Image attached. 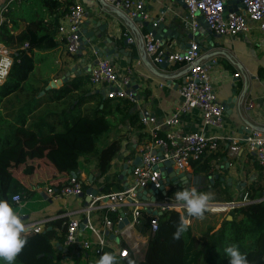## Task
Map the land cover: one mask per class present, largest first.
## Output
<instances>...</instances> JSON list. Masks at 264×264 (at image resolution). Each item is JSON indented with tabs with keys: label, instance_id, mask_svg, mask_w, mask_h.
Wrapping results in <instances>:
<instances>
[{
	"label": "crops",
	"instance_id": "1",
	"mask_svg": "<svg viewBox=\"0 0 264 264\" xmlns=\"http://www.w3.org/2000/svg\"><path fill=\"white\" fill-rule=\"evenodd\" d=\"M74 1L82 2L88 11L81 23L84 37L81 48L77 53H70L67 51L65 42L62 41L56 48L36 53L37 67L42 68V59L46 60L50 64L51 80L61 79L63 83L70 78L82 77L88 79L94 90L105 96H107V85L93 84L89 79L92 65L101 58H107L116 65L120 73L131 68L133 71L131 88L136 93L137 100L135 102L141 110V116L145 113L155 116L156 122L162 125L163 132L171 128H180L187 132L204 128L207 134H220L224 137L216 151L204 154L200 160L193 162L186 171L192 175H199L201 177L199 182L189 179V181L186 180L185 185L166 187L167 191L174 189L176 193L175 189L180 187L181 190L195 188L197 192H200L206 188L210 193H215L216 189L213 187L219 186L228 188L226 194H231L236 198L241 197L246 191V186L252 184L257 192L255 200L264 199V190H261V187L264 186V169L256 161L255 156L248 152L246 144L242 141L245 135L256 129L260 130L264 136V101L260 97L264 92V31L254 25L249 31L237 35H220L214 31L209 32L210 27L204 21H201L199 29L194 31L191 20L188 18L187 7L185 3L179 0H144L141 12L146 13L148 17L143 18L142 15L134 18L133 21L128 19L124 12L113 10L103 0ZM229 6L230 11L242 8L239 0H230ZM5 8V4L0 0V17L2 19H4ZM157 18L179 34V38L164 40L163 45L168 49H185L186 44L192 40L200 43L203 57L210 61V76L215 85L219 102L226 104L227 100L230 99L232 104L231 97H235L234 91H237V102H234L232 107L229 106L230 103L228 107L223 105V127L205 126L202 111L197 108L179 113V121L176 125H163L165 119L176 113L181 100L179 86L182 80L177 75L179 71L176 70L175 65L167 62L152 63L150 58L144 52L142 53L140 47L142 45L139 39L137 43L129 42L124 35V31L130 29L138 36L137 28L143 33H147L148 30L143 21ZM27 26H30V22L19 21L17 32ZM187 32L193 33V37L189 36ZM107 49H111L112 52L107 53ZM148 60L151 65L147 64ZM237 72L239 75L235 74ZM240 99L242 103L239 107L238 101L240 102ZM247 99L253 100V106L248 107L246 105ZM247 121L253 126L251 127ZM148 129L144 125L142 129H138L131 127L128 123L118 124L99 136L102 145L109 143L116 137L123 139L122 150L114 157L113 166L108 173L100 172L96 156L81 155L79 165L73 171L58 169L51 176L35 185L30 197L13 209L15 214L24 217L28 215L20 221L24 226L21 234L27 233L33 225L40 226L41 231H45V229H52L53 224L60 219L66 218L68 221L71 216L79 217L82 221L88 222L86 226L80 227L79 240L80 242H88L89 248L84 249L81 245H77V249L64 247L58 239L59 236L63 235V226L55 227L57 235L52 243L55 246L64 247L62 264H71L73 261H81L83 258L92 264H97L93 249L98 237L88 225L102 223L108 209L105 198L96 200L95 197L125 188L132 183V172L125 169L124 164H131L134 158L140 155L142 149L151 143ZM250 129L251 132L248 133L247 131ZM162 131L161 133H163ZM231 138L239 141L237 152H232L230 149ZM160 150L161 148L154 147L152 151L159 152ZM214 153L220 154V156L212 158L211 155ZM208 165H210L209 168L205 169ZM74 172L79 174L83 188L86 185L81 194L56 197L47 190L49 186L58 188L65 184ZM90 175H93L92 180L89 179ZM116 178H118L121 188L112 186L106 190V184L114 182ZM91 188L93 189L91 192H95L94 196L88 193ZM144 195V193L139 192V197L144 203L140 226L145 219L144 211L152 212L154 209H158L159 203L164 200L159 197V194H156L155 199H152L153 193H147L143 197ZM167 198L180 205V208H176L177 210L186 213L183 202L170 197ZM225 201L227 200L208 201V203ZM120 209L123 210L130 222L126 225L123 233L106 232L104 251L113 254L118 261H121L120 250L126 247L135 258L143 260L149 241L147 232L140 230L139 225L132 223L131 207H119L117 212L121 216ZM261 212H264V208ZM229 216L231 217L229 218ZM225 218L232 219L229 210L207 208L202 217L188 216L187 214L185 221L191 225L198 237L204 239L210 233L217 231ZM83 249L85 254L81 255ZM201 261H206V256ZM13 264L16 263L13 262Z\"/></svg>",
	"mask_w": 264,
	"mask_h": 264
},
{
	"label": "trees",
	"instance_id": "2",
	"mask_svg": "<svg viewBox=\"0 0 264 264\" xmlns=\"http://www.w3.org/2000/svg\"><path fill=\"white\" fill-rule=\"evenodd\" d=\"M73 2L14 0L3 12L0 42L14 49V55L9 73L0 83V200L8 202L12 209L18 206L12 199L14 194L28 199L33 187L56 170L76 169L81 155L96 156L100 172L108 173L114 157L122 150L123 139L116 137L102 145L99 136L118 124L143 127L135 101L101 95L88 79L77 76L47 88L50 64L42 59V68H38L35 55L63 41L58 34L60 21ZM12 5L20 8L19 15L11 14ZM21 20L30 22V26L17 32ZM112 186L121 188L118 178L107 183L106 190ZM213 188L216 190L209 201L249 200L231 208L232 219L225 218L220 228L204 239L185 223L187 212L171 208L154 215L145 210V219L141 226L138 224L140 230L148 231L151 216L158 220V230L149 238L145 258L138 260L129 250L121 261L116 258V264H129L130 260L133 264H200L204 255L206 264H229L224 252L229 245H236L248 264H264V199L255 200L257 192L252 184L236 198L226 194L228 188ZM173 191L158 194L165 200ZM200 192L210 193L206 188ZM106 214L114 223L119 221L118 212L107 210ZM67 223L63 218L52 229L20 234L26 243L13 262L62 264L64 247L55 246L52 240L57 235L55 227L63 226V235L58 237L63 243Z\"/></svg>",
	"mask_w": 264,
	"mask_h": 264
},
{
	"label": "built area",
	"instance_id": "3",
	"mask_svg": "<svg viewBox=\"0 0 264 264\" xmlns=\"http://www.w3.org/2000/svg\"><path fill=\"white\" fill-rule=\"evenodd\" d=\"M106 5L113 10L124 12L125 16L132 20L148 15L142 11L144 0H103ZM189 12L188 18L191 20V26L194 31L200 27L201 21H204L212 31L220 35L232 36L242 32L249 31L254 25H257L264 31V0H240L242 8L230 12H225L224 8L227 0H183ZM88 11L85 5L80 1H74L62 18L59 25L58 34L65 42L67 51L77 53L82 45L81 23L85 19ZM3 19L0 17V25ZM142 26V24H140ZM136 36L130 29L124 31V35L129 42L137 43L138 39L143 47L146 56L152 63L160 64L167 62L175 65L179 71L181 84L179 86L180 103L174 115L164 120L163 125L174 126L179 121V113L200 109L204 125L211 128H221L224 126V106L219 102L216 95V88L210 76V61L203 57L199 42L190 41L189 47L185 49L170 50L155 39L150 33H143L137 28ZM14 49L0 42V68L4 67L5 60L11 63L7 67L6 74L0 76V83L7 77L13 62ZM133 71L128 68L126 72L120 73L116 65L107 58L99 59L92 65L89 72V79L93 84L107 85V96L112 98H126L130 101H136L135 91L129 87L132 83ZM239 75V72L235 73ZM264 101V92L261 94ZM248 107L253 106V100L245 101ZM142 123L148 127L151 136V143L142 149L140 156L142 164L135 166L131 172L133 181L125 188L103 193L95 197L96 200L106 199L107 209L110 212H117L119 207L132 208V223L138 225L143 216L142 209L144 203L139 197L138 188H147L154 185L160 188L163 185L162 174L158 168V163L166 159H172L174 166L181 171H187L191 164L198 161L208 152H214L218 149L220 141L224 138L220 134H207L204 128L196 131L187 132L180 128L168 129L162 131V125L156 122L155 116L142 115ZM161 131L163 133H161ZM230 149L232 152L239 150V141L231 138ZM249 153L255 156L256 161L264 169V136L260 130H254L244 139ZM154 147L162 149L161 155L153 152ZM173 184L167 187H172ZM47 190L56 197L67 195H78L84 190L82 180L79 174L72 173L68 181L58 188L47 187ZM12 199L21 204L22 195L16 193ZM248 199L240 201H225L219 203H208L209 209H220L228 211L233 207L243 205ZM171 208H180V205L173 200L166 198L159 203L158 210L165 211ZM122 219L120 216L119 221ZM106 214L102 223L89 224V228L97 235L98 241L94 246L93 252L96 256V263L105 253V234L106 232L123 233V229L118 227ZM84 221L79 217L71 216L68 220L64 247L67 249L76 248L77 245L89 248L88 242H80L79 229ZM88 223V222H87ZM85 224V226L87 225ZM147 236L150 238L158 230V220L154 216L149 219ZM30 230L41 231V227L33 225ZM84 249L81 255H84ZM129 250L124 247L120 250V256L128 254ZM71 264H92L85 258L81 261H73Z\"/></svg>",
	"mask_w": 264,
	"mask_h": 264
},
{
	"label": "clouds",
	"instance_id": "4",
	"mask_svg": "<svg viewBox=\"0 0 264 264\" xmlns=\"http://www.w3.org/2000/svg\"><path fill=\"white\" fill-rule=\"evenodd\" d=\"M10 63V60H5L4 67L0 68V76L6 74ZM211 195L208 192H197L195 188H184L174 194L177 201L183 202L188 216L195 217L203 216ZM23 230V224L9 203L0 200V264H5V262L13 264L26 243V238L20 235ZM176 234L178 233H174V235ZM224 252L228 256L229 264H248L245 255L236 245L227 246ZM97 264H116V257L111 253H104ZM129 264H133V262L130 260Z\"/></svg>",
	"mask_w": 264,
	"mask_h": 264
},
{
	"label": "water",
	"instance_id": "5",
	"mask_svg": "<svg viewBox=\"0 0 264 264\" xmlns=\"http://www.w3.org/2000/svg\"><path fill=\"white\" fill-rule=\"evenodd\" d=\"M179 1H182L184 3L183 0H179ZM240 1V0H239ZM230 0H228L226 2V5H225V12H230ZM144 22V25L146 26V29L148 30V32H150L155 39L159 40L161 44L164 43V40L165 39H173V38H179V34L176 33V31L166 25L165 22H160V19H154V20H145L143 21ZM209 32H212V29H209ZM188 33V32H187ZM197 34V32H196ZM189 36H192L193 37V33H188ZM84 37H82V40ZM190 43L189 44H186L185 48L189 47ZM200 45V43H199ZM201 46V45H200ZM141 49H142V53L144 52L143 51V47L140 46ZM106 52H112L111 49H107ZM145 59H146V56H145ZM165 63V62H164ZM147 64L148 65H151V62L148 60L147 61ZM179 75V73L177 74ZM165 76H168V75H165ZM62 83V80L61 79H56V80H51L49 85L47 86V88L51 87V86H56L57 84H61ZM246 85H247V82H246ZM131 87V85L129 86ZM234 96L235 97H231V101H232V104L230 103V99L227 100L228 102L226 104L222 103V105H224L225 107H228V104L230 103V107H232L233 103L234 102H237V91H234ZM241 99H240V102L238 101V106L240 107L241 105ZM147 113H145L146 115ZM248 124H250V126L252 127V123H250L249 121H247ZM248 133L251 132V129L247 131ZM247 137V135L244 136V138L242 139V141L244 142V139ZM158 155H161L162 153V149L159 151V152H156ZM142 164V157L140 155L136 156L134 158V160L132 161L131 164L129 163H125L124 164V168L127 169V170H132L135 166H138V165H141ZM158 168L159 170L161 171V174H162V181H163V185L160 187V188H156L154 185H150L148 188H142V187H139L138 188V193L142 192L144 193L145 195L147 193H153L154 196L152 197V199H155L156 197V194H158L160 191L163 193V194H166L167 193V190H166V187L170 184H173V185H185L186 184V180L189 181V179H191L192 181L194 182H199L201 180V177L199 175H192V173H187L186 171H181L179 170L178 168H175L174 166V163L172 161V159H166L164 161H161L158 163ZM92 177L93 175H90L89 176V179L92 180ZM212 180V178H211ZM93 190L92 188L88 190V193H90L92 196H94L95 192L92 191ZM145 195L143 197H145ZM120 213H121V216H122V219L119 221L118 223V227L120 229H123L126 225L129 224L130 220L129 218L125 215V213L123 212L122 209H120ZM152 213L154 215H157V214H162V211L161 210H158V209H154L152 211ZM18 216V218L20 219H24L25 217H28V215H25V217L23 215H19V214H16ZM231 216H229L230 218ZM87 223V221L85 220V222H83L81 224V227H84L85 224Z\"/></svg>",
	"mask_w": 264,
	"mask_h": 264
},
{
	"label": "rangeland",
	"instance_id": "6",
	"mask_svg": "<svg viewBox=\"0 0 264 264\" xmlns=\"http://www.w3.org/2000/svg\"><path fill=\"white\" fill-rule=\"evenodd\" d=\"M1 1L5 4V7H8V6H10V4H11L14 0H1ZM12 6H13V8L11 9V14H12L13 16H17V15H19V14L21 13L20 8H17L15 5H12ZM179 190H181L180 187H177V188L175 189L176 192L179 191ZM173 192H174V191H173ZM173 192L170 194V196H168V197H170L171 199H175V196H174L175 192H174V193H173ZM202 259H203V260L205 259V255L202 257ZM218 260H221V259H218ZM200 264H206V262H205V261H200Z\"/></svg>",
	"mask_w": 264,
	"mask_h": 264
}]
</instances>
